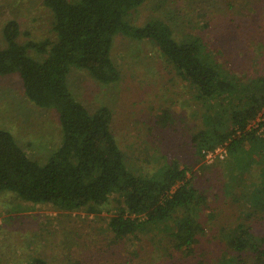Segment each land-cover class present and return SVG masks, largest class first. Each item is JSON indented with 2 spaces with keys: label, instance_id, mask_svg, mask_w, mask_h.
I'll return each mask as SVG.
<instances>
[{
  "label": "rangeland",
  "instance_id": "rangeland-1",
  "mask_svg": "<svg viewBox=\"0 0 264 264\" xmlns=\"http://www.w3.org/2000/svg\"><path fill=\"white\" fill-rule=\"evenodd\" d=\"M11 18L21 24V42L55 38L53 13L44 0H0V48L6 46L3 29ZM157 19L170 24L179 40L203 39L230 78L249 82L250 89L264 76V0H144L125 15L136 26ZM162 52L155 40L119 30L111 56L120 79L103 83L73 65L68 82L92 113L111 108V129L133 171L149 176L173 160L190 166L189 175L208 198L199 210L204 230L197 241L179 246L173 222L117 236L109 221L118 212V194L96 209L67 210L6 190L0 193V264L29 263L34 257L49 264H228L226 257H237V264H261L260 251L238 250L231 239L253 235L264 247V125L257 132L263 138L231 152L227 142L218 144L226 149L223 156L201 158L197 137L211 126L209 117L220 111L227 115L228 104L224 95L215 101L197 97V88ZM262 116L264 110L252 126L258 127ZM0 128L11 130L40 162L64 136L58 111L30 100L18 74L0 76Z\"/></svg>",
  "mask_w": 264,
  "mask_h": 264
},
{
  "label": "trees",
  "instance_id": "trees-1",
  "mask_svg": "<svg viewBox=\"0 0 264 264\" xmlns=\"http://www.w3.org/2000/svg\"><path fill=\"white\" fill-rule=\"evenodd\" d=\"M143 1L44 0L53 13L55 33V38L44 40L21 42L20 22L15 18L6 22L0 76L18 74L30 100L55 108L64 136L48 160L40 162L18 143L11 130L0 128V193L17 192L27 201L49 202L67 210L96 209L118 194V212L109 221L117 236L173 222L178 245L190 246L204 230L199 210L208 199L194 174L189 175L190 166L173 160L149 176L133 171L111 129V108L102 106L92 113L71 90L69 72L76 65L88 69L100 82H115L120 79V69L111 56L115 34L122 30L133 38L155 40L178 73L197 88V97L215 101L224 95L228 104L224 109L227 115L223 117L220 111L217 117H209L211 126L197 137L201 158L218 144L227 142L231 152L263 138L257 132L264 125V116L258 127L252 122L264 110V76L255 79L250 89L249 82L230 78L203 39L179 40L170 24L161 19L140 26L126 22L125 15ZM30 49L45 57H33ZM240 82L246 84V93ZM231 243L238 250L251 247L260 251L258 263L264 264V247L253 235L232 237ZM226 258L228 264L238 262L237 257ZM23 264L49 262L34 257Z\"/></svg>",
  "mask_w": 264,
  "mask_h": 264
},
{
  "label": "built area",
  "instance_id": "built-area-1",
  "mask_svg": "<svg viewBox=\"0 0 264 264\" xmlns=\"http://www.w3.org/2000/svg\"><path fill=\"white\" fill-rule=\"evenodd\" d=\"M224 151H226L224 146L216 147L214 150H210L206 156L212 157L215 153L219 154L221 153L222 156L224 155ZM223 152V153H222Z\"/></svg>",
  "mask_w": 264,
  "mask_h": 264
}]
</instances>
